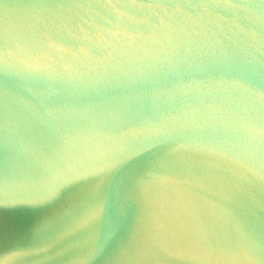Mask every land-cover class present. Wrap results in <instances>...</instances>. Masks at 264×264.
<instances>
[{
    "label": "water",
    "instance_id": "1",
    "mask_svg": "<svg viewBox=\"0 0 264 264\" xmlns=\"http://www.w3.org/2000/svg\"><path fill=\"white\" fill-rule=\"evenodd\" d=\"M0 264H264V0H0Z\"/></svg>",
    "mask_w": 264,
    "mask_h": 264
}]
</instances>
